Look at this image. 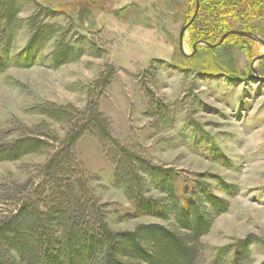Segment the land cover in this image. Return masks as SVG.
Segmentation results:
<instances>
[{
	"label": "rangeland",
	"instance_id": "obj_1",
	"mask_svg": "<svg viewBox=\"0 0 264 264\" xmlns=\"http://www.w3.org/2000/svg\"><path fill=\"white\" fill-rule=\"evenodd\" d=\"M37 1L60 13L49 22L67 29L68 40L85 54L52 67L45 56L54 47L53 39L25 66L1 71L0 130L15 137L22 127L47 121L52 132L63 136L65 124L42 115L38 107L56 103L84 108L94 80L106 66L114 65L113 83L103 94L93 91L113 136L154 164L174 170L179 189L206 182L229 203L202 238L200 264H215L217 251L248 236L259 240L251 246L253 264L263 262L264 79L253 78L251 63L264 47L238 35L210 47L202 43L208 41L201 33L207 30L212 45L231 30L245 29L264 40V0H252V12H242L247 0H233L230 6L199 0L198 16L185 33L184 54L179 35L194 15L195 0ZM29 15L24 6L21 17ZM81 35L86 38L75 43ZM28 38L25 28L14 49L22 50ZM99 49V56L93 54ZM152 64L153 70L158 68L156 75H144ZM254 66L264 77V58ZM76 152L92 175L114 230L167 224L150 216H132L133 203L114 184L115 168L96 137L84 135ZM47 157L45 152L0 163V184L38 181L37 167ZM217 179L231 191L225 192ZM151 195L162 196L157 190Z\"/></svg>",
	"mask_w": 264,
	"mask_h": 264
},
{
	"label": "trees",
	"instance_id": "obj_2",
	"mask_svg": "<svg viewBox=\"0 0 264 264\" xmlns=\"http://www.w3.org/2000/svg\"><path fill=\"white\" fill-rule=\"evenodd\" d=\"M217 2L234 4L233 0ZM252 3L247 0L242 12H252ZM24 6L30 10L25 19L21 17ZM196 7L197 0L195 11ZM56 14L60 13L37 0H0V72L8 66H25L53 39L54 47L45 56L52 67L85 54L68 40L67 29L49 22ZM25 28L29 38L19 51L14 49L15 41ZM206 31L201 35L210 42ZM85 38L81 35L75 43ZM99 50L93 54L99 56ZM154 65L144 75H156ZM115 75L114 65L106 66L92 88L103 94ZM94 90H88L89 100L82 109L56 103L38 107L42 115L65 124L61 137L50 130L47 121L22 127L15 137L0 130V163L48 153L37 167L38 181L0 184V264H200L205 250L202 238L217 216L228 209V201L206 182L179 189L174 170L154 164L116 139ZM87 134L100 141L113 164L114 184L122 187L133 203L132 216H150L167 224L141 223L132 230L111 227L109 211L100 202L92 175L77 157V143ZM217 181L225 192L231 191L224 181ZM152 190L162 196L154 197ZM256 243L259 240L251 236L241 239L217 251L213 262L253 264L251 246Z\"/></svg>",
	"mask_w": 264,
	"mask_h": 264
},
{
	"label": "water",
	"instance_id": "obj_3",
	"mask_svg": "<svg viewBox=\"0 0 264 264\" xmlns=\"http://www.w3.org/2000/svg\"><path fill=\"white\" fill-rule=\"evenodd\" d=\"M198 9H199V0H197V7H196V11H195L193 17L190 19L189 22L185 23L181 27V31H180V35H179V48H180L181 53H183V54H184V47L183 46H184L185 33H186L187 28L192 24L193 20L195 19L196 15H197V12H198ZM229 35H240V36H243V37L250 38V39H252L254 41H257V42L261 43L263 45V47H264V40L261 37H259L258 35L254 34L251 31H245V30H231V31L225 33L224 35H222L221 39L215 45H212V44H210L208 42H202V43H205V44H207L210 47L218 46ZM195 49H196V45H194V50ZM263 58H264V53L256 56L253 59L252 63H251V67H252V71H253V78H255V79H264L263 76L259 75L258 70L254 66L256 64V62L260 61Z\"/></svg>",
	"mask_w": 264,
	"mask_h": 264
}]
</instances>
